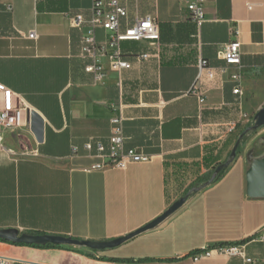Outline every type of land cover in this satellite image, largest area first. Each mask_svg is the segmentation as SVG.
Masks as SVG:
<instances>
[{"label": "crops", "instance_id": "crops-1", "mask_svg": "<svg viewBox=\"0 0 264 264\" xmlns=\"http://www.w3.org/2000/svg\"><path fill=\"white\" fill-rule=\"evenodd\" d=\"M127 10L121 29L150 15L159 41L120 43L128 69L97 60L105 77L96 81L84 67L80 36L71 17L90 15L91 0H0V83L13 106L43 119V141L23 127L0 131V230L106 241L124 236L162 214L190 184L225 161L236 140L238 120L264 104V0H205L198 29L178 0H119ZM9 4L8 11L5 4ZM241 48L240 94H233L225 67V45ZM30 31L35 39L28 37ZM105 45L109 33L95 30ZM141 54H148L142 59ZM199 59L214 69L203 77L205 103L187 91ZM121 111L123 145L149 159L125 169L106 163L85 143L110 135V118ZM264 126L254 130L220 178L191 192L181 207L155 227L120 245L92 250L78 245H16L0 241L8 264H264V241L248 240L264 226V198L246 194V171L264 155ZM22 141L25 152L16 153ZM241 243L244 256L211 251ZM246 258L253 261L247 262Z\"/></svg>", "mask_w": 264, "mask_h": 264}, {"label": "built area", "instance_id": "built-area-1", "mask_svg": "<svg viewBox=\"0 0 264 264\" xmlns=\"http://www.w3.org/2000/svg\"><path fill=\"white\" fill-rule=\"evenodd\" d=\"M185 4L190 21L200 28L205 20L204 1L205 0H178ZM6 10H10L11 6L5 4ZM127 20V10L122 6L119 0H91L90 15L85 18L78 13L71 17V24L75 28L86 26V30L80 36L79 49L81 55L91 59V63L84 67L85 72L92 73L96 81H101L105 77V68L97 60L98 56H104L108 53L109 67L112 70L119 71L128 69L130 63L122 58L120 51V43L125 40L148 41L151 45H155L159 41V27L156 20L150 15L136 17L131 24H126L124 29H121V21ZM101 28L109 33L105 45H98L95 41V30ZM234 39L228 42L222 53V60L225 67L219 71L225 72L228 67H234L236 70L229 74L230 80L234 83L232 93L237 95L241 93L240 90V63H241V48L237 37L239 30L232 31ZM28 37L35 39L37 36L34 31H30ZM140 58L145 59L148 54L139 55ZM214 69L209 67L205 60L199 59L197 63V74L195 82L187 91V94L194 96L197 100L199 108L205 103V94L201 86L203 77L213 79ZM29 110L13 106L12 93L10 89L0 83V131L14 130L20 128H27L30 130ZM110 135L107 144L102 141H95L94 143H85V148L91 150L95 148L97 156L106 159V163L94 164L93 168H103L111 166L117 169H125L128 165L133 163L144 162L149 157L137 151L136 149H125L123 145L124 137L122 133L123 117L121 111H118L110 118ZM248 240L264 241V226L255 234L251 235ZM211 251H218L229 255L244 256L243 244L231 243L216 245L210 248L201 249L191 254L192 259H198L202 255H206ZM247 262H252L250 258H246ZM0 264H8V260H0Z\"/></svg>", "mask_w": 264, "mask_h": 264}, {"label": "water", "instance_id": "water-1", "mask_svg": "<svg viewBox=\"0 0 264 264\" xmlns=\"http://www.w3.org/2000/svg\"><path fill=\"white\" fill-rule=\"evenodd\" d=\"M30 132L32 133L35 141L40 143L43 141V119L36 112H30L29 116ZM264 126V106L260 107L254 115V122L251 127L246 128L242 131L237 139L235 140L230 152L228 159L218 164L211 175V177L201 186L193 187L185 195L179 197L175 200L162 214L146 223L145 225L139 227L138 229L118 238H114L106 241H81L77 239H71L69 237L53 236V235H40V234H30L21 233L12 229L0 230V241L7 242L16 245H35V246H45V245H78L84 246L92 250H103L107 248H113L121 243L129 240L130 238L149 230L165 218L171 215L179 207L183 205L187 197L191 192H197L205 186L211 184L216 174H218L223 169L227 168L231 163L232 159L237 154V149L240 146L243 136L250 130H257ZM246 194L251 198H264V155L260 157H254L250 160L248 169L246 171Z\"/></svg>", "mask_w": 264, "mask_h": 264}, {"label": "rangeland", "instance_id": "rangeland-1", "mask_svg": "<svg viewBox=\"0 0 264 264\" xmlns=\"http://www.w3.org/2000/svg\"><path fill=\"white\" fill-rule=\"evenodd\" d=\"M262 106H264V104L262 105ZM253 122H254V115H247L246 117H242L240 120H238V122H236V124L238 125L237 126V133H236V139H237V137L239 136V134L242 132V131H244L246 128H248V127H251L252 126V124H253ZM254 133V131L253 130H250V131H248L244 136H243V138H242V140H241V143H240V146L241 145H243L246 141H247V139L252 135ZM259 146L260 147H263L264 146V139H262L261 140V142L259 143ZM14 151L16 152V153H23V152H25V148H24V144H23V142L22 141H18V142H16L15 143V145H14ZM226 159H228V156L225 158V160ZM206 182V180H198L196 183H193L194 184V187H199V186H201V185H203L204 183ZM190 185H192V184H190ZM189 185V186H190ZM188 186V187H189ZM188 187H187V189H188ZM186 189V190H187ZM183 195H184V193H183ZM182 195V196H183Z\"/></svg>", "mask_w": 264, "mask_h": 264}, {"label": "trees", "instance_id": "trees-1", "mask_svg": "<svg viewBox=\"0 0 264 264\" xmlns=\"http://www.w3.org/2000/svg\"><path fill=\"white\" fill-rule=\"evenodd\" d=\"M239 147H240V146H239ZM239 147H238V149H237V152L239 151ZM214 168H215V167H214ZM214 168L210 171V173H209L206 177L200 178L199 180H206V181H207V180L211 177V175H212V173H213V171H214ZM224 170H225V169H223V170L220 171L218 174H216L215 179H214L213 182L217 181V180L220 178V176L223 174ZM193 187H194V184L190 185V186L188 187V189L184 192V195H185L190 189H192Z\"/></svg>", "mask_w": 264, "mask_h": 264}]
</instances>
